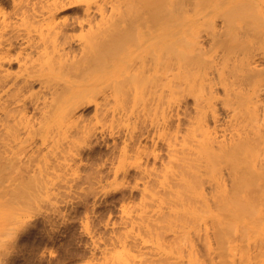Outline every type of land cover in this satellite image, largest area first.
Listing matches in <instances>:
<instances>
[{"label":"bare ground","instance_id":"bare-ground-1","mask_svg":"<svg viewBox=\"0 0 264 264\" xmlns=\"http://www.w3.org/2000/svg\"><path fill=\"white\" fill-rule=\"evenodd\" d=\"M58 1L49 0L46 10L50 25L45 38L55 49L53 57L47 48L42 53L50 57L49 70L42 65L48 72L31 70L34 67L28 65L33 62L22 67L24 78L15 82L21 92L16 98L20 109L0 127L31 124L22 112L35 98L23 92L34 84L47 91L40 89L44 96L36 92L39 96L33 101L43 114L73 125L74 94L97 98L101 84L110 82L107 71L119 66L115 75L123 76L125 115L139 120L143 114L168 141L174 163L170 169L177 176L169 193L177 190L178 201L164 197L161 202L176 209L184 225L191 220L200 226L207 214L212 215L226 229L220 232L222 246L231 250L238 246L233 234L242 231L244 264H264V0H117L115 8L129 4L135 11L119 15L110 25L96 20L98 14L105 17L106 6L89 4L74 23L90 27L79 39L77 54L71 50L76 41L67 32L70 24L57 16ZM219 20L222 26L217 29ZM11 42L0 52V68L12 57ZM56 67L84 74L89 83L61 89L53 77ZM189 101L195 114L186 119L181 107ZM206 189L213 198L206 197ZM210 200L218 213L212 211ZM156 234L160 237L159 228ZM253 248L257 254L251 253Z\"/></svg>","mask_w":264,"mask_h":264},{"label":"rangeland","instance_id":"rangeland-1","mask_svg":"<svg viewBox=\"0 0 264 264\" xmlns=\"http://www.w3.org/2000/svg\"><path fill=\"white\" fill-rule=\"evenodd\" d=\"M48 1L0 0V31L5 33H0L5 37L0 52L11 41L14 45L9 51L11 59L0 68V125L20 109L16 98L21 92L15 82L24 78L22 67L33 62L27 63L34 67L31 70H49L47 60L55 49L45 38L50 25ZM59 1L57 16L70 24L67 32L76 43L67 48L74 54L79 53V39L90 29L74 24L84 16L87 5L106 6L105 17L98 14L96 19L105 25L135 11L129 4L115 8L117 0ZM45 49L50 57H45L46 52L42 55ZM104 53L109 54L107 49ZM118 67L107 71L110 82L101 84L97 98L74 94L73 125L57 123L56 118L43 114L33 101L47 91L34 84L23 92L35 98L28 100L30 104L22 112L31 124L12 122L0 127V200L34 203L41 213L20 237L18 251L9 264H124L128 260L125 264H244L247 247L240 240L242 231L232 233L238 246L231 250L222 246L220 232L226 229L212 215L207 214L200 226L191 220L184 225L177 217L180 213L168 202H161L164 197L178 201L176 187L169 193L177 176L170 169L174 163L168 141L143 114L139 120L131 113L130 118L125 115L123 76L115 75L120 72ZM58 68L54 73L60 72L53 77L62 84L61 89L63 85L89 83L84 74ZM3 72L11 74L9 80ZM181 113L186 119L194 115L192 102L184 104ZM205 194L208 199L214 197L211 189ZM210 204L218 213L215 202L210 200ZM251 251L258 253L256 248Z\"/></svg>","mask_w":264,"mask_h":264},{"label":"clouds","instance_id":"clouds-1","mask_svg":"<svg viewBox=\"0 0 264 264\" xmlns=\"http://www.w3.org/2000/svg\"><path fill=\"white\" fill-rule=\"evenodd\" d=\"M40 215L34 203L0 200V264H9L18 251L20 237Z\"/></svg>","mask_w":264,"mask_h":264}]
</instances>
